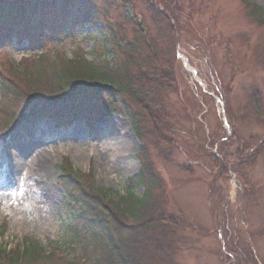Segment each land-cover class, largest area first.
Segmentation results:
<instances>
[{"label":"rangeland","instance_id":"374dc122","mask_svg":"<svg viewBox=\"0 0 264 264\" xmlns=\"http://www.w3.org/2000/svg\"><path fill=\"white\" fill-rule=\"evenodd\" d=\"M248 1L264 9V0ZM147 2L165 1L131 0L136 17L150 21ZM170 3L180 6L176 33L151 32L169 44L160 46L164 53L158 64L160 72L172 67L167 79L174 86L164 83L162 98H150L146 104L149 112L153 106L168 112L158 129L160 139L153 116L134 108L148 124L143 159L157 178L152 187L155 217L164 214L169 224L182 218L197 227L176 228L184 236L174 253L177 264H264V24L250 17L251 7L244 0ZM92 29L77 27L62 49L88 61L103 62V55L112 61L126 57L119 51L108 56L100 41L86 37ZM121 32L132 40L130 26L125 24ZM243 35L247 42H241ZM28 50L26 41L12 40L0 47V62L28 56ZM130 72L135 76L138 69L130 66ZM13 88L23 92L19 85ZM254 88L258 91L250 94ZM100 100L105 112L109 102ZM131 127L118 109L107 113L95 129L78 123L60 130L18 126L0 153V248L31 237L49 246L62 243L70 260L88 257L81 244L69 246L65 226L72 219L58 182L59 167L66 158L74 169L91 173L97 186L122 189L139 169L136 154L143 145ZM169 137L172 143L162 141ZM136 194H142V187Z\"/></svg>","mask_w":264,"mask_h":264},{"label":"trees","instance_id":"16d2710c","mask_svg":"<svg viewBox=\"0 0 264 264\" xmlns=\"http://www.w3.org/2000/svg\"><path fill=\"white\" fill-rule=\"evenodd\" d=\"M164 1L168 7L171 0ZM246 4L251 7L250 17L264 24L262 9L248 1ZM89 7L93 12L81 15V0H0V37L7 40L14 36L27 39L29 44H40L38 38L42 35L37 33L43 32V28L49 33V39L55 40V34L65 32L61 27L68 28L70 22L75 27L87 17L94 18L96 8L93 4ZM60 8L65 16L56 21ZM144 8L150 17L148 27L141 22L136 27L131 24L132 40L122 32L116 36L110 32L107 37V31H95L97 35L103 32L100 38L103 44L112 42L115 51L125 52L123 60L117 57L113 62L88 61L77 52L70 58L65 52L50 53L16 65L5 76L0 72V136L18 121L34 124L50 119L57 127L80 122L87 129H94L107 113L118 109L131 121L145 145L143 136L148 124L134 110L136 108L144 115L148 112L145 117L153 116V127L160 139L158 129L163 125V109L153 106L149 112L146 104L150 98H162L159 91L164 83L174 86L167 79L172 74V63L170 69L161 72L158 64L160 52L164 53L160 46H167L168 42L159 44L151 32L161 30L165 35L174 34L178 24L174 26L171 20L178 21L179 16L161 13L148 2ZM119 16L126 23L131 21L128 15ZM61 20H65V24L61 25ZM91 21L98 22L97 19ZM261 52L264 55L263 50ZM130 66L138 69L135 76L131 75ZM151 73L157 75V79H153ZM14 85H19L23 92H17ZM256 91L258 89L254 88L250 94ZM103 97L109 102L105 112L100 106ZM16 98H20L19 101ZM162 141L172 143L173 139L163 138ZM140 161L143 167L126 181L122 191L96 186L90 175L73 170L67 162L63 164L59 183L66 193L65 205L72 219L65 231L71 239L69 246L81 244L89 252L87 259L71 257L70 260L62 244L55 242L60 247L57 248L27 237L14 248H0V264H177L174 253L184 236L178 235L176 228L189 231L190 227V231H195L197 227L182 218L171 220L174 224H169L164 214L155 217L152 187L157 185V178L142 158ZM138 186L144 188L142 196L135 192Z\"/></svg>","mask_w":264,"mask_h":264},{"label":"bare ground","instance_id":"6f19581e","mask_svg":"<svg viewBox=\"0 0 264 264\" xmlns=\"http://www.w3.org/2000/svg\"><path fill=\"white\" fill-rule=\"evenodd\" d=\"M26 150H27V149H26ZM40 159H41V158H40ZM43 160H44V158L42 157V163H44V161H45V160H44V161H43ZM21 164H22V163H21ZM43 165H44V164H43Z\"/></svg>","mask_w":264,"mask_h":264}]
</instances>
